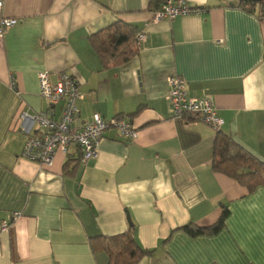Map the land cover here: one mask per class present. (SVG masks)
I'll return each instance as SVG.
<instances>
[{
	"label": "crops",
	"instance_id": "0c3cea01",
	"mask_svg": "<svg viewBox=\"0 0 264 264\" xmlns=\"http://www.w3.org/2000/svg\"><path fill=\"white\" fill-rule=\"evenodd\" d=\"M0 1L2 16L17 21L0 37V225L9 224L0 232V264H107L88 241L125 233L127 216L137 244L153 251L138 264H264V188L247 194L211 170L219 131L264 162V17L229 0H187L199 13L157 23L149 0ZM116 21L145 39L129 63L103 69L89 37ZM43 71L78 83L75 127L94 114L120 116L136 139L110 128L95 160L81 162L75 147L56 151L48 168L23 159L38 129L31 117L48 110L38 89ZM171 75L189 97L212 100L219 129L173 116ZM222 206L224 229L194 237V228L217 222ZM13 213L20 216L12 221Z\"/></svg>",
	"mask_w": 264,
	"mask_h": 264
},
{
	"label": "built area",
	"instance_id": "2783aa9c",
	"mask_svg": "<svg viewBox=\"0 0 264 264\" xmlns=\"http://www.w3.org/2000/svg\"><path fill=\"white\" fill-rule=\"evenodd\" d=\"M160 3V8L152 15V23L199 13L197 9L188 6L187 0H160ZM2 6L0 1V37L17 24L16 20L2 16ZM144 39V33L137 34L136 41L139 44ZM37 80L39 95L48 103V110L31 117L38 129L36 133L28 134L21 153L23 159L48 168L52 165L56 151L65 155L70 147H75L81 152V162L95 160L98 157V142L110 128L129 141L136 139L137 131L126 118L104 120L94 114L91 122L80 128L75 127L74 122L79 112L78 102L82 97L78 92V83L68 73L61 72L52 81L50 73L43 71L38 73ZM167 85L166 100L175 118L182 120L184 115H192L197 121L214 130L223 125L212 100L208 97H189L182 78L171 75L167 79ZM9 87L11 90L16 89L14 82ZM58 106L59 114L55 118V108ZM26 117L24 113L21 115L22 119ZM19 216L20 213H13L11 220ZM8 228L9 224L4 222L0 225V232H6Z\"/></svg>",
	"mask_w": 264,
	"mask_h": 264
},
{
	"label": "trees",
	"instance_id": "16d2710c",
	"mask_svg": "<svg viewBox=\"0 0 264 264\" xmlns=\"http://www.w3.org/2000/svg\"><path fill=\"white\" fill-rule=\"evenodd\" d=\"M235 2L236 7L244 12L254 14L258 18L264 17V0L262 2ZM160 5V0H149L146 10L154 15ZM138 33L139 29L136 26L123 21H116L108 28L90 36V46L98 56L101 67L109 69L129 63L138 54L139 43L136 41ZM138 111L130 116L136 115ZM195 120L197 119L188 114L182 117V121L185 122ZM67 164H71V161ZM211 170L236 182L246 190L247 194L254 193L258 188H264V162L242 148L231 136L220 131L216 133L214 138ZM228 214L227 207L222 206L217 222L208 227L194 228L193 236L218 234L224 229ZM181 229L186 230L185 227ZM88 244L94 255L99 253L106 255L107 264H138L143 258L153 253V251L142 249L137 244L132 225H129L123 234L109 237L98 236L89 239Z\"/></svg>",
	"mask_w": 264,
	"mask_h": 264
},
{
	"label": "water",
	"instance_id": "95a60500",
	"mask_svg": "<svg viewBox=\"0 0 264 264\" xmlns=\"http://www.w3.org/2000/svg\"><path fill=\"white\" fill-rule=\"evenodd\" d=\"M229 1H237V2H239V1H242V2H245V1L262 2L263 0H229ZM127 220H128L129 225H132V224L130 223L129 216H127Z\"/></svg>",
	"mask_w": 264,
	"mask_h": 264
},
{
	"label": "rangeland",
	"instance_id": "374dc122",
	"mask_svg": "<svg viewBox=\"0 0 264 264\" xmlns=\"http://www.w3.org/2000/svg\"><path fill=\"white\" fill-rule=\"evenodd\" d=\"M224 1H226V0H224Z\"/></svg>",
	"mask_w": 264,
	"mask_h": 264
}]
</instances>
